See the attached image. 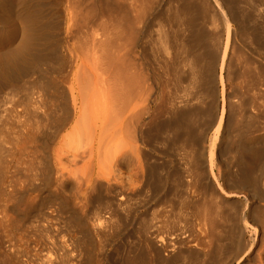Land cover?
I'll use <instances>...</instances> for the list:
<instances>
[{
	"label": "bare ground",
	"instance_id": "1",
	"mask_svg": "<svg viewBox=\"0 0 264 264\" xmlns=\"http://www.w3.org/2000/svg\"><path fill=\"white\" fill-rule=\"evenodd\" d=\"M254 1L258 2V4L260 3V6H264V0H165V2L164 0H0V29L3 31L10 28L9 30L11 31L13 22L21 20L22 24H24L23 30L25 31V38L20 49L7 48L0 53V91L2 90L1 92H3L6 88L12 91L17 86L21 87L27 81L25 78H31L34 74H37V78L43 79V81L48 78L47 82H45L46 80L44 81L45 85L41 83L44 85L43 88H45L43 90L41 87V90L46 92L44 103H52L49 104L51 106L48 107V111L49 109H51L50 113L57 110L61 111L59 112V117L55 120L56 126L59 127L69 123L73 131H86L88 137L84 133V141H90L88 142V144L90 143L89 147L83 151L88 145H85V142L81 140L85 146L83 148V144L76 141L78 138L75 135V142L78 145L82 144V151L81 146L79 148L81 153H79V149L73 148V151H71L74 153L70 154L67 159L70 166H77L81 163V165H89L91 169V174H88L89 178L87 180L85 178L88 175L85 178L83 177L84 181L80 176L81 179L76 178L80 180L79 182L77 180L78 183L75 186L76 192L78 190V193L84 195L88 199V204L104 205L102 208L104 207L106 210V217L97 213V217L94 216L96 220L90 217L94 220L91 224L84 225V222H81L82 218L76 222V227L82 229L84 235L78 241H71V248H69L70 244L67 245L61 239L62 242L59 243L51 235H48V239L50 240L47 242H44L45 239L42 240L43 238L41 241L36 240V247L49 246L47 250H51V252L48 250L50 257L47 258L46 264H95V259L92 257L94 247L91 245L92 240L90 241V238L103 236L107 232V229L112 227L114 223L113 219L116 217L120 218L119 213H121V219L124 221L123 216L125 214L128 215V213L131 214V212L125 213L129 201L137 195L138 197L136 198L140 200L139 195H143L146 188L155 191L154 194L152 193L154 196H151L160 205L161 209L159 212L154 211L155 213L152 218L151 216L149 218L146 214L150 208L148 211L146 210L140 214L141 217L138 220L140 223L137 228L138 240L135 241H139L137 243L138 246L135 244L136 248L133 245L136 248H132L135 252L132 249L130 250L128 246V249L134 254L130 256L127 254L128 256H125L124 260L118 261L115 264H233L242 253H251L252 258H250L254 263L258 261L259 264H262V260L258 256L259 254L257 253V255L255 250H252L255 249L254 246L259 247L257 246L259 245V239L256 241L254 236H256L257 231L261 232L260 224L264 223V208L254 206V204L264 201L263 182L260 186L262 187L260 191L252 192L250 189L251 185L258 183L255 178L250 177V175L248 176L249 173L247 174L239 168V170L237 169L238 173L235 175H228L229 171L227 172L225 167L224 170H221V173L219 172V178L222 182H218L217 185L214 183L216 186L212 187V179L215 175L214 167L217 165L215 152L219 155L222 151H228L229 143L233 145L230 142V136L234 128L239 130L237 136L239 141L238 146L240 147L238 157L244 156L246 160V155L248 154L246 152V145L249 144V147H252L258 144L255 147V156L258 158V161L264 164V132L256 137L252 136L250 137L251 139H247L250 135L246 134L248 137H244L245 133L243 134V130L253 131L255 118H250L251 120L249 119L245 123L239 122V119H237V117H241L243 114L246 115L247 111L250 110L249 107H252L253 104L249 101H242V99L238 103H229V108L226 106V110L224 105V101L226 100L225 92L221 89L222 107L220 113L217 114V102L215 106L213 99L216 94L214 92L216 78L220 84H223V71L227 69L228 73L230 70L231 57L233 56L228 54V48L231 39L233 40L234 37L240 36L239 38L243 43L246 38L252 41H260V38L262 40V36H264V9H262L263 11H258L260 15L256 14L257 17H255V14L251 13L256 5ZM242 3H248L247 8L251 7V9L247 11ZM253 13L255 12L253 11ZM209 18L211 21H216V18L217 20H221V25L225 27V40L220 52L218 49L221 44V33L219 36L217 33L207 30L211 27V25L208 27L207 20ZM257 21H260V25L253 27ZM154 27H157V29L154 30ZM215 29H218V27ZM152 30L156 32V34L152 32L156 35L153 39L151 36ZM16 33L18 32L16 31ZM241 37H243V40ZM244 43L247 44L248 41ZM148 44L150 48H146ZM251 44L253 45V43ZM231 45L234 46L232 43ZM240 54L239 56L241 57L242 54ZM262 59L264 60V56ZM217 66L219 67L218 74H216ZM164 70H167L168 75L164 74ZM53 73L59 78V84H54V81L51 82L52 80H49L53 79L51 77ZM48 75L50 76L48 77ZM233 75L236 78L241 77L240 75L247 76L249 78L247 84L249 89L258 92L262 91V95L264 94V74H261L262 79L261 77L259 79L248 68L242 71V74L235 69ZM34 76L32 77L34 78ZM167 76L168 78H166ZM56 78L54 79L56 80ZM225 78L227 79L228 77L226 76ZM232 80L234 79L232 78ZM239 80L241 81V79ZM184 82L187 83L185 91L187 92L189 87L194 92L189 91L187 95L191 96L193 94V96H178L176 89L181 86L183 87ZM60 83L62 87H60ZM235 83L237 82L235 81ZM30 84L28 83L27 85ZM168 84H171L174 88V91L171 93L166 88ZM57 85H59V89L61 88L60 90ZM24 86L20 89L22 90ZM34 86L36 87V85ZM30 89L27 88V92ZM18 90L15 88V91ZM232 91L231 93L233 94L234 92ZM184 92H181V94L183 93L184 95L186 93ZM57 94H59L58 99L56 98ZM30 96H28V99H32ZM203 97H210V100L213 99L207 110L205 105H202L204 101L202 100L204 99ZM227 97L229 98V95ZM259 97L262 96L259 95ZM210 100L204 102L207 103ZM40 102L42 103V101ZM200 104L206 111L202 110L203 115L198 111V105L202 109ZM31 106L33 105L29 107ZM160 113L167 115V121L163 123L156 122ZM199 114L203 116V119L206 116V122H203L202 119H200L202 122L199 121ZM46 115L47 113L44 116ZM214 124H216V127L214 128L213 143L209 148L208 157L206 158L204 148L201 147L202 145H199V140L194 134V129L199 126L202 129L201 132L207 131L211 130L210 128ZM61 129L58 130L61 131ZM262 130L264 131V127ZM161 132L167 135L169 139L171 138L168 145L166 144L167 147L179 152L177 153L179 158H175V160H178L177 163H179L180 167H178L179 165H175L173 161L169 162V160V164L167 160L165 162L162 161L163 163H158L156 160L153 161V157L156 156L154 153H158V150H164L163 147V150H160L156 146ZM219 133L221 134L220 140L218 139ZM259 133L261 132L259 131ZM81 134L84 136L83 133ZM7 135L9 136V134ZM34 135L36 136V134ZM82 135L80 139L84 138H82ZM28 136L32 137L29 134L26 137ZM64 136L66 135L64 134ZM34 138L29 139L36 142V138ZM217 139L219 143L216 146ZM70 142L72 145V140ZM64 143L66 144V142ZM0 145V147H3V144L0 143ZM215 147H217L216 151ZM2 155L3 153H1L0 157ZM60 161L59 159V163H61ZM101 164H106L104 166H107L105 176L100 168ZM34 165L35 163L32 166ZM218 167L216 166V169ZM45 168L47 169V167ZM74 168L77 170L79 167ZM65 170L67 171L68 169ZM75 170H73L74 173ZM87 170L89 171V169ZM39 171L43 170L39 169ZM71 175L77 174L72 173ZM50 176L47 175L46 177ZM215 176L218 175L216 174ZM41 177L46 179L45 176ZM62 177L60 178L62 179ZM1 178L2 174L0 176V203L2 202L5 205L2 200L5 194L2 192V188L5 184H3L4 180ZM198 195H207L208 202H204L205 200L203 199V201L201 198L200 201ZM241 196H243V200ZM151 200L147 202H151ZM176 201L179 202L180 209H188L189 207L190 210L192 209L190 213L187 210L186 214L189 217L183 221V224H180L182 222L181 219L179 224L178 220L176 224L171 218L174 214H177L174 213L175 210L177 211ZM142 202L139 201V203ZM205 203H208V205H205ZM139 205L142 208V204ZM145 205L147 204L145 203ZM226 205L228 208L229 205H234L239 209L235 207L237 212L232 210L234 214H228L226 212L227 209L223 208ZM135 207L138 206L135 204ZM131 209L133 211V208ZM123 211L125 214H122ZM7 212L8 209L0 208V264H27L26 260L20 259L19 254L29 253L33 248L32 243L30 244L29 239L26 238L29 232L23 231L19 233L22 229L18 227L19 224L17 226H15L16 224L10 225L13 219L11 220ZM178 214L180 215V213ZM231 215H235L233 219L236 218V223L233 221ZM249 219H252L251 223L253 224L248 222ZM240 222H243V225H240ZM113 225L115 226V224ZM250 226L253 229L252 234L254 236L248 242L244 239V233ZM46 229L44 230L47 231ZM48 231L53 232V230ZM263 233L259 234H262L260 238L263 237ZM133 236L135 235L133 234ZM45 237L47 238V236ZM55 238L58 239L56 236ZM70 238L72 240L73 236ZM11 239H14L13 241L15 242ZM74 242L76 246H74ZM14 244H17V252L14 251ZM58 247L59 249L62 248L65 253L63 252V257L59 258L58 255H55V258L52 257L54 258L52 259L51 256L55 254ZM60 253L58 252V254ZM147 253L151 256V259L150 257L148 258L149 255ZM40 254L42 253L40 252ZM255 255L258 256H256L257 259L259 258L258 260H256ZM79 256L80 258H78Z\"/></svg>",
	"mask_w": 264,
	"mask_h": 264
},
{
	"label": "rangeland",
	"instance_id": "2",
	"mask_svg": "<svg viewBox=\"0 0 264 264\" xmlns=\"http://www.w3.org/2000/svg\"><path fill=\"white\" fill-rule=\"evenodd\" d=\"M164 2H165V0H164ZM255 2V6H254V10L252 9V11H251V13L255 16V17H257V15H260V13H258V11L260 12V11H263L262 9H264V6L263 5H261L260 6V3L258 4V2L256 3V1H254ZM247 4V5H246ZM242 5L245 7V9H247V11H248V9H251V7H249V8H247L248 7V3H242ZM257 10V11H256ZM253 11L255 12V13H253ZM257 14V15H256ZM19 20V19H18ZM208 27H210V25H211V27L210 28H208L207 30L209 31V32H214V33H217V35H219L220 33V48L218 49L219 50V52L221 51V49H222V45H223V42H224V40H225V27L223 26V25H221V20H217V18H216V21L214 20V21H211V19L209 18L208 20ZM210 22V23H209ZM212 22H215V23H212ZM260 21H257V23H254V25H253V27H258V25H260V23H259ZM217 23V24H216ZM216 26H215V25ZM17 25H18V27L20 28H18L17 27ZM219 25V26H218ZM22 26V27H21ZM23 26H24V24H22V21L20 20V21H17L16 20V22H13V25H12V27H11V31L8 29H4L3 31L0 29V53H1V51H3V50H5V49H7V48H12V49H14V50H18V49H20L21 47H22V45H23V40H24V38H25V35H24V28H23ZM215 26V27H214ZM16 27V28H15ZM218 27V29H215V28H217ZM220 27V28H219ZM222 27V28H221ZM233 28V27H232ZM157 29V27H154V30H156ZM213 29V30H212ZM14 30V31H13ZM21 30V31H20ZM23 30V31H22ZM215 30H216V32H215ZM221 30V31H220ZM16 31L18 32V33H16ZM220 31V32H219ZM11 32V33H10ZM23 32V33H22ZM153 32V30L151 31V33ZM16 33V34H15ZM21 33V34H20ZM154 34H156V32L154 31L153 32ZM151 34V36H152V39H153V37H156V35H154V34ZM2 34V35H1ZM4 34V35H3ZM24 37H23V36ZM21 37H23V39L22 40H20L21 39ZM240 36H237V37H234L233 38V40L231 39V42H230V45H229V48H228V54H230V56L232 55L233 57H231L232 58V60H234V61H232L231 60V66L233 65V64H235V65H237V66H230V70L228 71V73H227V69H225L224 71H223V84H220L219 83V81H218V79L216 78V83H215V87H214V92L216 93L215 94V96H214V105H215V103H216V108H217V114H219L220 113V110H221V107H222V102H221V89H222V91L223 92H225L224 93V95H225V101H224V105H225V109L227 110V107L229 108V105L230 104H234V103H238V102H240L242 99V101H249V102H251L252 104H253V106L252 107H249V109L250 110H248L247 112V114L246 115H242L241 117H237V119H239V122H246L247 120L249 121V119L251 118H255L254 119V127H253V131H249V130H243V134L245 133V136L244 137H248L249 135V137L247 138V139H251L250 137H252V136H257V135H260V134H262L264 131L262 130L263 129V127H264V94L262 95V91H260V92H258V91H254L253 89H249V87L247 86V84H248V81H249V78L247 77V76H242V75H240L241 77H234V75H233V71L236 69V71H240V73L242 74V71H245L246 69H248V68H250L254 73H255V75L256 76H258L259 77V79H260V77H261V79H262V75L261 74H264V60L262 59V57L264 56V36H262V40H261V38H260V41L258 40V41H252L251 39V41L250 40H248L247 38V40L246 39H244V41H243V43H242V41H241V39L239 38ZM232 38V37H231ZM242 38V40H243V37H241ZM11 39V40H10ZM155 39V38H154ZM240 40V41H239ZM248 41V43L246 44V43H244V42H247ZM9 42V43H8ZM22 43V44H21ZM231 43L232 44H234V46H232L231 45ZM236 43V44H235ZM242 43V44H241ZM251 43H253V45L251 44ZM12 44H13V47H12ZM16 44V45H15ZM245 45V46H244ZM250 45H252V46H250ZM16 46V47H15ZM20 46V47H19ZM250 46V47H249ZM260 46V47H259ZM237 49H235V48ZM239 47V48H238ZM146 48H150V46H149V44L146 46ZM231 48V49H230ZM241 48V49H240ZM257 48V50L255 51V49ZM238 49H239V51H238ZM259 49V50H258ZM241 50V51H240ZM235 51V52H234ZM260 51V52H259ZM219 52H218V54H219ZM232 52V53H231ZM244 52V53H243ZM242 55H241V54ZM261 53H263V54H261ZM234 54V55H233ZM239 54L241 55V57L239 56ZM243 54H246V55H244L243 56ZM261 55H263V56H261ZM236 56H238L237 58H236ZM250 56V57H249ZM244 57H246V58H244ZM240 61H239V60ZM237 60V61H236ZM242 61V62H241ZM232 62H233V64H232ZM237 63V64H236ZM241 63V64H240ZM253 64V65H252ZM260 64V65H259ZM248 65H250V66H248ZM255 66V67H254ZM237 67V68H236ZM242 67H245V68H243L242 69ZM247 67V68H246ZM232 68V69H231ZM233 68H234V70H233ZM256 68V69H255ZM263 69V70H262ZM232 70V72H230ZM255 70V71H254ZM165 72H164V74L166 75H168V72H167V70H164ZM257 72V73H256ZM219 73V67L217 66L216 67V74H218ZM232 73V74H231ZM230 74V75H229ZM34 75H36V76H34ZM34 75H32V76H34V78H35V80H34V78L31 76V78L30 77H26L25 78V80L27 79V81H25L24 82V85L26 86H24V85H21V87H23L24 86V88H22V90L23 89H25V90H23V94H22V90L20 89L21 87H19V86H17V87H15V88H17V90L18 91H15V88L14 89H12V91H10L11 89H7L6 88V90H4L3 92H1L0 91V143L1 144H3L2 146L3 147H0L1 149V151H0V155H1V153H3V155L0 157L1 159H3L2 160V162L4 163H2V162H0V163H2V165H0V170H1V168H2V170H1V174H2V178L1 179H3L4 180V182H3V184H5V185H3L4 187L2 188L3 190H2V192L3 193H5L3 196L4 197H2L3 199V201H4V203H5V205H3V203L1 202L0 203V208L1 209H3V208H6V209H8V212H7V214H8V216L11 218V220L13 219V221H11V223H10V225L12 224V225H15V226H17V224H19L18 225V227L19 228H22L20 231H19V233H22L23 231L24 232H29V235H27V239H29V241H30V244L33 246V248L31 249V251L29 252V253H22V254H19V257H20V259H22V260H26V262H27V264H34V261H35V264L37 263V264H41L42 262H44L45 260V262L44 263H42V264H46V262H47V258H49L50 257V253L49 252H51V250L50 249H48L49 250V252H48V250H47V248H49V246H42V247H36V243H37V241L36 240H40L41 241V239L42 240H44L45 239V241L44 242H47L48 240H50V239H48V235L50 236H52V238H54V240H56L57 242H62V241H64L67 245H69V248H71L72 246H71V241H78V239H81V237L84 235V231L82 230V229H79V228H77L76 226H77V224H76V222H78V220L80 219V218H82L83 220H81V222H84V225H86V224H91V222H93L94 220L93 219H95L96 220V218L94 217V216H96V213L98 214V215H103L104 217H106V215H105V213H106V210H105V208L103 207L102 208V206H104V205H95V204H91V203H89L88 204V199L87 198H85V196L84 195H82V194H80V193H78L79 191L77 190V192H76V183H78L80 180H78L80 177H82V179H83V181H84V178L88 175V174H91V169H90V166L89 165H81V163H80V165H77L79 168H77V166H75V165H71L70 166V164L68 163V161H67V159H68V157H69V155L70 154H72V153H74V152H72L73 151V148H77V149H79L80 148V146H81V151H82V144H83V148L85 147L84 146V143H82V142H85L84 141V139H85V134L84 133H86V131L85 132H83L82 130L81 131H78V132H76V131H73L72 129H71V127H70V125H69V123L68 124H66V125H62V126H59V127H57L56 126V124H55V120H57V118L59 117V112H61V111H53L52 113H50V110L51 109H49V111H48V107L49 106H51V105H49V104H52L51 102L50 103H44V98L46 97L45 95H46V92H44V91H42L41 89L44 87V85H45V83H44V81L45 82H47V79H45L44 81H43V79H38L37 78V74H34ZM54 75V76H53ZM53 75L51 74V77H53V79H49L51 82H53L54 81V84H56V83H58L59 84V78L57 77V75H55V73H53ZM164 75V76H165ZM228 77L227 79L225 78L226 76ZM50 75H48V77H49ZM233 76V77H232ZM50 77V78H51ZM58 79H57V78ZM229 77H230V79H229ZM247 78V79H245V78ZM38 79V81H37V79ZM54 78H56V80L54 79ZM166 78H168V76L166 77ZM232 78L237 82V83H235V81L234 80H232ZM241 79V81L239 80V79ZM227 81H226V80ZM34 80V81H33ZM39 80H41V82H39ZM239 80V81H238ZM246 80V81H245ZM38 82V84H40V85H42V84H44V85H42V86H40V85H38V84H36L37 82ZM49 81V82H50ZM27 82V83H26ZM30 82H31V84H33V85H31L30 84ZM48 82V83H49ZM244 82H246V83H244ZM30 84V85H27V84ZM42 83V84H41ZM186 82H184L183 83V85L185 86H181V87H179V88H181V89H183V90H181V89H176V91H177V93H178V96H185V97H191V96H193V94H191V96L190 95H187V94H189V91L190 92H192V93H194L191 89L192 88H189L188 87V89H187V92L185 91V89L187 88V83L185 84ZM228 84H229V86H228ZM243 84H245V85H243ZM34 85H36V87L34 86ZM37 85H38V87H37ZM35 88H34V87ZM40 86V87H39ZM58 86V89H59V85H57ZM222 86H223V88H222ZM30 87H32V89H30ZM42 87V88H41ZM60 87H62L61 86V83H60ZM172 87V88H171ZM27 88L28 89H30V90H28V92L29 93H31L32 91L34 92H32L30 95H29V93L27 92ZM40 88V89H39ZM166 88H168L169 89V92L171 93V92H173L174 91V88H173V86L171 85V84H168L167 86H166ZM3 89H5V88H3ZM45 88H43V90H44ZM61 89V88H60ZM59 89V90H60ZM171 89V90H170ZM173 89V90H172ZM224 89V90H223ZM229 89V90H228ZM231 89V90H230ZM39 90H41V91H39ZM167 90V89H166ZM180 90H181V92H184L185 94L183 95V93L181 94V92H180ZM228 90V91H227ZM233 90V91H232ZM253 90V91H252ZM5 91H6V93H5ZM11 93H10V92ZM25 91V92H24ZM38 91V92H37ZM168 91V90H167ZM175 91V92H176ZM231 91L232 92H234L233 94L231 93ZM17 92V93H16ZM27 92V93H26ZM42 92H44L43 94H44V97H43V94H42ZM237 92V93H236ZM257 92V93H256ZM21 93V94H20ZM39 95H38V94ZM176 93V94H177ZM18 94V95H17ZM33 94V95H32ZM260 96H262V97H259V95ZM28 95V96H30V97H32V99H28V96L26 97V96ZM227 95H229V98L227 97ZM43 98H42V97ZM56 96V95H55ZM24 97H25V99H24ZM29 97V98H30ZM58 97H59V94H57V99H58ZM258 97V98H257ZM22 98H23V101H24V104H23V101H22ZM27 98V99H26ZM42 98V99H41ZM166 98V97H165ZM204 99H202V100H204V101H206V100H210L208 97H203ZM20 99V100H19ZM213 99H211V100H213ZM215 99H217L216 101H215ZM239 99V100H238ZM249 99V100H248ZM211 100L210 101H207V103L206 102H204L203 101V103H202V105L204 104L205 105V108H206V110H207V108H208V106H210L209 104H211L212 102H211ZM40 101H42V103L44 104L43 106H42V103L40 102ZM228 103V105H227V103ZM30 106V105H33V106H31V107H29L27 104ZM30 103V104H29ZM230 103V104H229ZM45 104H47V105H45ZM206 104H207V106H206ZM201 105V104H200ZM201 105V108L202 109H200V106L198 105V107H199V110L198 111H200L201 113H202V115H203V112H202V110L203 111H205V108H203V106ZM45 106H47V107H45ZM227 106V107H226ZM197 107V108H198ZM27 108V109H26ZM32 108V109H31ZM30 109V110H29ZM52 109H54V108H52ZM229 111V110H228ZM253 111H255V112H253ZM47 113V115L46 116H44L46 113ZM55 112V113H54ZM199 112V113H200ZM206 112V111H205ZM252 112V113H251ZM48 113H50V114H48ZM54 113V114H53ZM58 113V114H57ZM53 114V115H52ZM161 114V113H160ZM159 114V116H158V118H157V123H163L164 121H167V115L166 114H161L160 115ZM163 115V116H162ZM202 115H198V117H199V121H201L202 122V120H203V122H206V116L204 117V119H203V116ZM248 115H249V118H248ZM252 115V116H251ZM256 116V117H255ZM163 117V118H162ZM11 118V119H10ZM48 118H51V119H48ZM248 118V119H247ZM53 119V120H52ZM200 119H202V120H200ZM250 119V120H251ZM258 119V120H257ZM205 120V121H204ZM1 121H3V122H1ZM39 122V123H38ZM201 122H200V125H201ZM258 124H257V123ZM7 123V124H6ZM50 123V124H49ZM52 124V125H51ZM65 124V123H64ZM204 124V123H203ZM241 124V123H240ZM262 124V125H261ZM11 125V126H10ZM257 125H259V126H257ZM1 126H2V128H1ZM50 126V127H49ZM55 126V127H54ZM65 126V127H64ZM203 126V125H202ZM261 126V127H260ZM48 127V128H47ZM62 129H61V128ZM216 127V124H214L213 125V127H211L210 129L211 130H207V131H202L201 132V128L199 127V126H197L196 127V129H194V134H195V136L197 137V139L199 140L198 142H199V145L201 146V147H203L204 148V151H205V156H206V158L208 157V151H209V148H210V146H211V144L213 143V137H214V134H215V128ZM7 128V129H6ZM30 128V129H29ZM33 128H34V130H33ZM37 128V129H36ZM56 128H58V129H61V131L60 130H58V129H56ZM237 128H239V127H237ZM262 128V129H261ZM37 131H36V130ZM200 129V130H199ZM236 128H234L233 129V131L231 132V140H230V142H232V144L233 145H230L231 143H229V148H228V151L227 150H225V151H222V153H220L219 155L215 152V161H216V166L218 167V166H220V167H218L217 169H216V166L214 167V174L216 175H218V176H215L214 174V177H213V179H212V187H215L217 184H218V182L219 183H221L222 181L220 180V173H221V170H224L225 169V167H226V170H227V172H228V175H235L236 173H238L237 172V169L239 168V169H242L245 173H249L248 174V176L250 175V177H252V178H255V180L259 183H255L254 185H251V187H250V189L252 190V192H258V191H260V188H262V187H260L261 185H262V182H263V184H264V180H263V178H264V164L263 163H261L260 161H258V158L255 156L256 155V151H255V147H257V145L258 144H255V145H253L252 147L250 146L249 147V144L248 145H246V152L248 153L247 155H246V160H245V157L243 156V157H238V150L240 149V147L238 146V143H239V141H238V132H239V130L238 129H236ZM251 129V128H250ZM3 130V131H2ZM58 130V131H57ZM196 130H198V131H196ZM57 132V133H55V132ZM235 131V132H234ZM237 131V132H236ZM246 131V132H245ZM247 131H249V132H247ZM255 131V132H254ZM259 131L261 132V133H259ZM30 132V133H29ZM33 133V135H32V133ZM75 132V133H74ZM205 132V133H204ZM207 132V133H206ZM252 132V134H250ZM26 133H28L29 135H31L32 137H29L30 139H33L34 137L36 138H34L35 140H36V142L35 141H33V140H30L28 137H26L28 134H26ZM38 133V134H37ZM46 133V134H45ZM72 133V134H71ZM81 133H83L84 134V136L81 134ZM202 133V134H201ZM7 134H9V136L7 135ZM11 134V135H10ZM24 134V135H23ZM34 134H36V136L34 135ZM56 134V135H55ZM64 134L67 136V138H65L66 136H64ZM68 134H71V135H68ZM203 134H204V136H203ZM206 134V135H205ZM221 134H222V132H221ZM221 134L219 133V135H218V139L220 140V136H221ZM235 135V136H233V135ZM246 134L248 135V136H246ZM75 135H77L76 137L78 138L76 141L78 142V143H82L81 145L79 144H76L77 142H75V139H76V137H75ZM82 135V138L83 139H80L81 136ZM159 135H161V136H159V139L157 140V142H154V143H157V144H159V142H160V144L159 145H157L156 144V146L158 147V149H160V150H163V148H164V150H165V152H167V153H165L164 152V150L163 151H159L158 150V153L157 152H155L154 153V155H156V156H154L153 157V161H155L156 160V162H165L166 160H167V163L169 164V162L170 161H173L174 163H175V165H179V163H177L178 162V160H175V158L176 159H178L179 158V156H178V154L177 153H179V152H177L175 149H171V148H168L167 147V145H168V143H169V141H171V138L169 139V137H167V135H165V134H163L162 132L159 134ZM213 135V136H212ZM69 136V137H68ZM86 136L88 137V135H87V133H86ZM74 137V138H73ZM86 137V138H87ZM199 137V138H198ZM203 137H205V138H203ZM212 137V138H211ZM26 138V139H25ZM28 138V139H27ZM64 138V139H63ZM41 139V140H40ZM63 139V140H62ZM72 140V145L70 144L71 142V140ZM204 139V140H203ZM217 139V141H216V146L218 145V143H219V140ZM10 140V141H9ZM28 140V141H27ZM29 140H30V142H29ZM37 140H39V141H37ZM43 140V141H42ZM70 140V141H69ZM81 140H82V142H81ZM88 140H89V138H88ZM160 140V141H159ZM235 140H237V141H235ZM2 141V142H1ZM32 141V142H31ZM45 141V142H44ZM61 141H62V143H61ZM236 143H235V142ZM7 142V143H6ZM33 142H35V143H33ZM64 142H66V144L68 145V147H67V145L64 143ZM88 142H90V141H87L86 140V142H85V145H88L87 147H85L84 149H83V151L84 150H86L88 147H89V144H88ZM46 143V144H45ZM69 143V144H68ZM170 143H172V142H170ZM248 143V142H247ZM39 144V145H38ZM44 144V145H43ZM65 144V145H64ZM74 144H76V146H74ZM167 144V145H166ZM236 144V145H235ZM63 145V146H62ZM72 147H70V146ZM179 145V144H178ZM1 146V145H0ZM5 146V147H4ZM232 146H233V148H232ZM235 146V147H234ZM248 146V147H247ZM33 147V148H32ZM35 147V148H34ZM37 147V148H36ZM161 147V148H160ZM163 147V148H162ZM65 148V149H64ZM217 147H215V151L217 150L216 149ZM10 149V150H9ZM12 149V150H11ZM59 149H61V150H59ZM4 150V151H3ZM7 152H6V151ZM9 150V151H8ZM37 150V151H36ZM72 150V151H71ZM251 150V151H250ZM24 151V152H23ZM39 151V152H38ZM75 151V150H74ZM79 151H80V149H79ZM81 151L79 152V153H81ZM176 151V152H175ZM182 151V150H181ZM5 152V153H4ZM9 152V153H8ZM11 152V153H10ZM65 153V155H64V153ZM76 152H78V151H76ZM161 152H162V154H161ZM183 152V151H182ZM6 153H8V154H6ZM13 153V154H12ZM227 153V154H226ZM164 154H166V155H164ZM230 154V155H229ZM254 154V155H253ZM7 155V156H6ZM46 155V156H45ZM60 157H58V156ZM157 155H160V156H157ZM234 155V156H233ZM250 155V156H249ZM33 156V157H32ZM64 156V157H63ZM170 157V158H169ZM172 157V158H171ZM225 157H227V158H225ZM235 157V158H234ZM34 158V159H33ZM37 158V160H38V162H37V160H35ZM43 158H44V161H43ZM58 158V160H56ZM237 158V159H236ZM240 158H242V159H240ZM252 158V159H251ZM1 159H0V161H1ZM59 159L61 160L60 162L61 163H59ZM7 162H5V161ZM56 160V161H55ZM168 160H169V162H168ZM67 161V162H66ZM32 162V163H31ZM155 162V163H156ZM162 162V163H163ZM218 162V163H217ZM35 163V168H34V166H32L33 164ZM37 163V164H36ZM42 163H44V164H42ZM227 163V164H226ZM29 164V165H28ZM46 164H47V166H46ZM59 164H60V166H59ZM62 164V165H61ZM225 166H224V165ZM28 165V166H27ZM104 165H106V164H104ZM104 165H100V168H101V170L103 171V173H104V176L106 175V173H107V166H104ZM170 165H171V163H170ZM37 166H39L38 168L41 170H43V171H39V169L37 168ZM62 166V167H61ZM223 166V167H222ZM229 166V167H228ZM241 166H243V167H241ZM5 167V168H4ZM45 167H47V169L45 168ZM68 167V168H67ZM71 167H72V169H71ZM74 167H76L77 168V170H75V168ZM84 167V168H83ZM86 167H87V169H89V171L86 169ZM178 167H180V165L178 166ZM45 170H44V169ZM49 168V169H48ZM74 168V169H73ZM221 168V169H220ZM4 169V170H3ZM6 169V170H5ZM32 169V170H31ZM38 169V170H37ZM65 169H68L67 171L65 170ZM80 171H79V170ZM85 169H86V171H85ZM238 169V170H239ZM245 169V170H244ZM34 170V171H33ZM47 170H50V171H48L49 172V174H48V172H47ZM71 170V171H70ZM73 170H75V173H74V171ZM217 170V171H216ZM219 170V171H218ZM262 170V171H261ZM3 171V172H2ZM64 171H66V172H64ZM69 171H70V174L68 175V173H69ZM89 173H88V172ZM44 172V174H42ZM45 172H46V174L48 175V176H50V177H46L47 175L45 174ZM61 172V173H60ZM79 172H80V175H79ZM220 172V173H219ZM263 172V173H262ZM5 173V174H4ZM65 173V174H64ZM77 174V175H73V176H75V177H73L71 174ZM85 173V174H84ZM233 173V174H232ZM1 174H0V176H1ZM42 174V175H41ZM56 174V175H55ZM59 174H62V175H59ZM84 174V176H82ZM127 175V174H126ZM41 176H45L46 177V179L44 178V177H41ZM54 176H56V177H54ZM62 177V179L60 178V177ZM67 176V177H66ZM69 176V177H68ZM71 176H72V178H71ZM80 176V177H79ZM255 176V177H254ZM52 177V178H51ZM84 177V178H83ZM218 177V178H217ZM56 178V179H55ZM60 178V179H59ZM75 178V179H74ZM76 178H78V179H76ZM87 178H89V175H88V177H86L85 178V180H87ZM214 178H215V180H214ZM259 178H262V179H259ZM61 180V181H59V180ZM72 179V180H71ZM74 179V180H73ZM81 179V178H80ZM77 180H78V182H77ZM261 180V181H260ZM76 181V182H75ZM82 181V180H81ZM82 181V182H83ZM261 183H260V182ZM47 182V184H45ZM58 182H60V183H58ZM66 183V184H64V183ZM74 182V183H73ZM62 183V184H61ZM214 183H216V185L214 184ZM58 185V186H57ZM71 185V186H70ZM215 185V186H214ZM38 186V187H37ZM127 186V185H126ZM252 186H253V188H252ZM264 186V185H263ZM264 188V187H263ZM257 190V191H256ZM144 191V190H143ZM142 191V192H143ZM81 192V191H80ZM149 192V193H148ZM154 192L155 191H152V189H150V188H146L145 189V191L143 192V195L142 194H140L139 195V198H140V200H138V198H136V197H138V195L137 196H135V197H132V199L129 201V203H128V207H127V210H125V213H128V212H131V214H133L132 216H131V214L130 213H128V215L127 214H125L124 213V211L122 212V214H125L124 216H123V219H124V221L121 219L122 217H121V213H119L120 214V218H114L113 219V224H115V226L112 224V229L111 228H109V229H107V232H105V234H103V236H101V237H91L90 238V241L92 240V242H91V245L94 247H92L93 249V253H92V257H93V259H95L94 260V263L95 264H115L116 262H118V261H121V260H124L128 255L127 254H129V256L130 255H132V254H134L133 252H135V250L134 249H136L137 248V246H138V242H135V241H137L138 240V238H137V228L139 227V221L138 220H140V214H142V213H144L146 210L148 211V209H149V213H150V215H149V213L147 212L146 214H147V216L150 218V216H151V218H152V216H153V214L157 211V212H159L160 211V209H161V207H160V205L154 200V198L152 197V196H154V195H152V193L154 194ZM13 193V194H12ZM82 193V192H81ZM145 194V195H144ZM15 195V196H14ZM148 195V196H147ZM152 195V196H151ZM10 196V197H9ZM199 196V195H198ZM204 196H206V197H204ZM145 197V198H144ZM151 197H152V200H151ZM209 197V196H208ZM82 198H83V200H82ZM136 198V199H135ZM142 198V199H141ZM204 201V202H206L207 200H209L208 198H207V195H200L199 197H198V199L201 201V199ZM207 198V199H206ZM72 199V200H71ZM146 199H148V200H151V202L149 201V202H147L146 201ZM232 199V198H231ZM241 199L243 200L244 198H243V196H241ZM31 200V201H30ZM81 200V201H80ZM133 200V201H132ZM136 200V201H135ZM142 200H143V202H145L147 205H145V203H143L142 202ZM154 200V201H153ZM79 201V202H78ZM139 201H141L142 203H139ZM83 202H85V203H83ZM131 202V203H130ZM136 202V203H135ZM156 202V203H155ZM177 202V203H176ZM175 202V205H176V209H177V211L175 210L174 211V213H177V214H174L173 215V217H171L172 218V220L176 223V221L178 220V224H179V222L182 220V222H180V224H183V221H185L186 220V218L188 219V217H189V215L187 216V214H186V212H188V213H190V212H192V209L190 210V207L187 209V208H183L184 209V212H183V209H180V205H179V202L178 201H176ZM208 202V201H207ZM19 203V204H18ZM83 203V204H82ZM133 203H135L136 204V206H138V207H135V204H133ZM198 203V202H197ZM88 204V205H87ZM139 204H142V208L140 207V205ZM157 204V205H156ZM178 204V205H177ZM208 205V203H205V205ZM250 204H252L251 202H250ZM259 204H260V206H259ZM259 204H254V206L255 207H261V208H264V201L263 202H260ZM94 207H93V206ZM74 206V207H73ZM76 206V207H75ZM82 206H84V207H82ZM97 206V207H96ZM100 206V207H99ZM130 206H131V208H133V211H132V209L130 208ZM232 206H234V205H229V208L227 207V205L226 206H223V208L225 207V210L227 209V213L228 214H230V213H233L234 214V212H237V209H239L238 207H236V206H234L232 209H231V207ZM87 207V208H86ZM96 207V208H95ZM147 207V208H146ZM237 209H236V208ZM81 208H83V209H81ZM90 208H92L91 210H90ZM94 208V209H93ZM99 208V209H98ZM101 208V209H100ZM136 208V209H135ZM137 208H138V210H137ZM179 208V209H178ZM247 208H248V206H247ZM130 209V211H128ZM186 209V210H185ZM236 209V210H235ZM90 210V211H89ZM105 210V211H104ZM137 212H136V211ZM182 212V213H184L183 215L184 216H187V217H184L183 215H182V213L180 212V211ZM188 210V211H187ZM232 210L234 211V212H232ZM82 211H85V212H83L82 213ZM104 211V212H103ZM127 211V212H126ZM155 211V212H154ZM231 211V212H230ZM95 212V213H94ZM133 212V213H132ZM92 213V214H91ZM100 213H103V214H100ZM178 213H180V215L178 214ZM17 214V215H16ZM78 214V215H77ZM139 214V215H138ZM152 214V215H151ZM130 216V217H129ZM139 216V218H137ZM175 216V217H174ZM232 216V219H233V217H235V215H231ZM90 217H92V218H90ZM97 217V216H96ZM128 219H127V218ZM136 217V218H135ZM179 217V219H177ZM182 217H183V219H182ZM131 218V219H130ZM173 218H175V219H173ZM253 218V217H252ZM122 221H121V220ZM137 219V220H136ZM181 219V220H180ZM236 219V218H235ZM235 219H233V221L236 223L237 222V220L235 221ZM251 220L252 219H249L248 220V222L250 223V224H253V223H251ZM50 221V222H49ZM13 222H15V223H13ZM116 222V223H115ZM118 222V223H117ZM122 225H121V224ZM124 223V224H123ZM243 222H240V225L242 224ZM20 224H21V227H20ZM49 224V225H48ZM177 224V223H176ZM262 224H264V223H261L260 225H261V232L263 233L264 232V225H262ZM45 225V226H44ZM121 225V226H120ZM125 225V226H124ZM127 225V226H126ZM243 225V224H242ZM44 226V227H43ZM73 226V227H72ZM75 226V227H74ZM263 226V227H262ZM47 229H46V228ZM115 227V228H114ZM124 227H125V229H124ZM31 228V229H30ZM36 228V229H35ZM50 228V229H49ZM53 228H56V229H53ZM75 228H76V230H75ZM114 228V229H113ZM123 228V229H122ZM29 229V230H28ZM44 229H46L47 231L48 230H53V232L52 231H45ZM36 230V231H35ZM41 232H40V231ZM54 230H56V231H54ZM59 230V231H58ZM68 230V231H67ZM73 230H75V231H73ZM116 230V231H115ZM31 231V232H30ZM136 231V232H135ZM252 231H253V229L251 228V226L247 229V230H245V233H244V239H246L248 242L249 241H251V238L254 236L253 234H252ZM75 232V233H74ZM259 232V233H258ZM260 231H257V233H256V236H254L255 237V240L257 241L258 239H259V241H258V244L259 245H257V246H259V247H256V246H254V248L255 249H253L252 251H254L255 250V253L260 257V260H262V264H264V233H263V237H261L260 238V236L262 235H259L260 233H261ZM39 233V234H38ZM62 233V234H61ZM64 233V234H63ZM83 233V234H82ZM112 233V235H110ZM251 233V234H250ZM27 234V233H26ZM31 234V235H30ZM45 234V235H44ZM77 234V235H76ZM80 236H79V235ZM131 234V235H130ZM133 234L135 235V236H133ZM40 235V236H39ZM61 235V236H60ZM73 236V239L71 240V236ZM32 236V237H31ZM37 236V237H36ZM45 236H47V238L45 237ZM55 236L59 239H56L55 238ZM59 236H60V238H59ZM62 236H64V237H62ZM69 237V238H66V237ZM133 236V237H132ZM30 237V238H29ZM39 237H40V239H39ZM132 237V238H131ZM102 238V239H101ZM104 238V239H103ZM108 238V239H107ZM47 239V240H46ZM62 241H61V240ZM64 239V240H63ZM70 240V242H69V240ZM110 239V240H109ZM135 239V240H134ZM12 240V239H11ZM14 240V239H13ZM12 240V241H13ZM67 240V241H66ZM34 243H33V242ZM134 241V242H133ZM263 241V242H262ZM13 242H15V241H13ZM95 242V243H94ZM97 243V244H96ZM133 243V244H132ZM34 244V245H33ZM74 244V246H76L75 245V242L73 243ZM131 244V245H130ZM137 246H136V245ZM96 245V246H95ZM133 245H135V247H133ZM31 246V247H32ZM39 246H40V244H39ZM117 246H118V248H117ZM128 246H129V249L131 250L132 248H134V249H132V251H130L129 249H128ZM35 247H36V249H35ZM102 249H101V248ZM131 247V248H130ZM263 247V248H262ZM16 248H17V244H14V251H16ZM46 250H45V249ZM97 248V249H96ZM120 248H123V249H120ZM261 250H260V249ZM44 249V250H43ZM126 249H127V251H126ZM41 250V251H40ZM57 250H59V251H57ZM57 250H56V252H55V254L53 255V254H51V255H53V256H51V258L52 257H54L55 258V255H58V257L60 258V257H63L62 255H64V250H62V248L61 249H59V247L57 248ZM119 250V251H118ZM121 250V251H120ZM46 251V252H45ZM62 251V253H60ZM124 251V252H123ZM17 252V251H16ZM33 252H34V254H33ZM40 252L42 253V254H40ZM45 252V253H44ZM58 252L60 253V254H58ZM64 252V253H63ZM119 252H121V253H119ZM126 252V253H125ZM131 252V253H130ZM44 253V254H43ZM49 253V254H48ZM37 254V255H36ZM47 254V255H46ZM148 254V253H147ZM33 255V256H32ZM49 255V256H48ZM102 255H104V256H102ZM149 255V254H148ZM257 255H255V257L257 256ZM46 256V257H45ZM97 256H98V258H97ZM114 256V257H113ZM126 256V257H125ZM257 256V257H258ZM57 257V256H56ZM125 257V258H124ZM150 257V259H151V256L149 255L148 256V258ZM251 257V253H248V254H244V253H242L241 254V256L233 263V264H256V263H258V261L256 262V263H254V261L250 258ZM257 257H256V260H258L257 259ZM37 258V259H36ZM38 258H39V260H38ZM46 258V259H45ZM54 258H52V259H54ZM78 258H80V256L78 257ZM124 258V259H123ZM249 258V259H248ZM33 259V260H32ZM43 259H45V260H43ZM111 259V260H110ZM37 260V261H36ZM249 260V261H248ZM255 260V261H256ZM42 261V262H41ZM100 261V262H99ZM30 262H32V263H30ZM98 262V263H97ZM102 262V263H101ZM245 262V263H244ZM248 262V263H247ZM259 264V263H258Z\"/></svg>",
	"mask_w": 264,
	"mask_h": 264
}]
</instances>
